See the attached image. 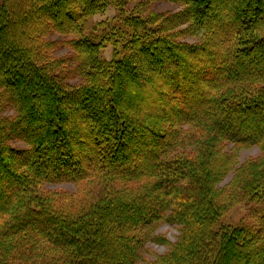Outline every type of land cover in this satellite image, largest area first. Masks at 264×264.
<instances>
[{
  "label": "trees",
  "instance_id": "16d2710c",
  "mask_svg": "<svg viewBox=\"0 0 264 264\" xmlns=\"http://www.w3.org/2000/svg\"><path fill=\"white\" fill-rule=\"evenodd\" d=\"M105 1H0V264H136L161 223L151 264H264V0H161L100 61L78 34ZM241 204L252 225L219 224Z\"/></svg>",
  "mask_w": 264,
  "mask_h": 264
},
{
  "label": "rangeland",
  "instance_id": "374dc122",
  "mask_svg": "<svg viewBox=\"0 0 264 264\" xmlns=\"http://www.w3.org/2000/svg\"><path fill=\"white\" fill-rule=\"evenodd\" d=\"M180 9L181 7L174 3L161 0H130L122 9H119L115 7L110 1L106 0L101 9L89 15L82 21L80 26V34L78 35L87 39L91 43H101L102 47L98 51L97 58L100 61H109L113 58L114 52H116V55L118 54V52H121L123 44L132 36V34L136 30L137 32H142V28H134L133 26H129L126 23V20H128L129 17L138 16L143 20H146V18L152 13L172 14L179 11ZM70 37L71 36H62L52 33L46 39L51 41H63L69 39ZM197 40V38L193 37H186L183 39V41L188 43H193ZM70 54H72L70 48L63 47L53 50L50 53V56L53 58H59ZM67 82L69 85L75 86L80 83V79L73 78L68 80ZM11 145L15 148L25 147V144L16 141H12ZM231 148V144L227 145L228 150ZM258 154L259 149L256 146L238 150L236 167H239L249 159L257 157ZM233 173V171L229 172L224 180L219 184V187L228 185L233 177ZM43 188L49 190L58 189L65 192L74 193L79 188V185L74 183H46L43 185ZM249 212L250 210L245 205H236L234 207H231L228 212L221 217L219 224L232 226L252 225L254 223V219H252L251 215H249ZM178 235L179 229L177 226L167 223H161L155 228L153 236L163 238L164 240H166V243H147L143 247L141 257L137 260L136 264H151L155 260L156 256L162 255L169 250L170 244L176 242ZM13 264L19 263L15 262Z\"/></svg>",
  "mask_w": 264,
  "mask_h": 264
}]
</instances>
